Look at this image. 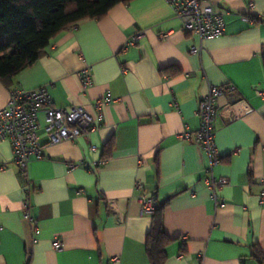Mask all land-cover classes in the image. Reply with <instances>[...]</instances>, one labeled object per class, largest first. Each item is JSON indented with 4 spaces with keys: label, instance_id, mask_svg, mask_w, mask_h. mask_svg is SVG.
Listing matches in <instances>:
<instances>
[{
    "label": "crops",
    "instance_id": "1",
    "mask_svg": "<svg viewBox=\"0 0 264 264\" xmlns=\"http://www.w3.org/2000/svg\"><path fill=\"white\" fill-rule=\"evenodd\" d=\"M204 3L225 13L226 32L205 40L200 53L190 52L200 37L182 29L165 0H132L60 32L35 64L0 78V110L19 86H48L60 107L93 110L96 100L114 98L100 129L50 145L31 161L35 232L23 218L11 144L0 139V264H151L153 215L141 212L138 180L163 206L172 238L165 264H260L254 246L264 253V0ZM140 31V41L126 47ZM87 65L93 82L84 93L78 73ZM229 83L237 91L216 103L222 161L214 172L229 179L218 205L205 180L209 158L194 132L210 84ZM234 99L244 100L238 111L244 103L252 111L235 118ZM185 130L191 139L180 138ZM106 151L107 160L94 165ZM56 237L61 249L53 247Z\"/></svg>",
    "mask_w": 264,
    "mask_h": 264
},
{
    "label": "built area",
    "instance_id": "2",
    "mask_svg": "<svg viewBox=\"0 0 264 264\" xmlns=\"http://www.w3.org/2000/svg\"><path fill=\"white\" fill-rule=\"evenodd\" d=\"M165 1L179 18L182 29L200 37L201 43L193 45L190 50L191 53H200L205 40L218 38L226 32L225 13L215 10L211 4L204 3L205 0ZM143 34L140 31L131 36L126 42V47L136 45ZM168 35V33H161L159 37L164 39ZM78 75L83 85V92L86 93L93 82L92 67L85 66L79 71ZM236 91V85L231 83L226 85L210 84L208 92L200 101L196 112L200 119V126L194 132V135L209 158L205 180L212 199L218 205L223 204L219 198V191L229 184V179L225 176H217L214 172L215 167L222 161L216 142V103L222 95H231ZM113 101L114 98L107 94L93 102V110L83 105L60 107L54 103L46 85L33 89L19 86L12 90L7 104L0 110V139L7 140L11 144L13 160L19 169L24 192L22 202L23 218L33 225L34 232L36 231V225L33 223L36 219L32 213L31 203V195L34 191V183L30 177L31 161L43 158L46 148L50 145L63 141H74L100 129L104 123V107ZM243 102L242 99L232 101L230 109L235 118L252 111V107L247 103H244L243 108L238 111L235 105ZM191 137L192 132L190 130H185L180 134L182 140H189ZM96 148L97 146L92 145L93 150ZM236 151H239V149H236ZM104 162L100 159L94 165L99 166ZM75 165L71 164L72 167H75ZM261 182L264 185V177ZM142 188V181H136L134 190L139 192L138 199L141 212L153 215L157 209L155 197L145 195ZM108 203L110 208L113 209L112 200H109ZM53 247L61 249L63 240L60 237L54 238Z\"/></svg>",
    "mask_w": 264,
    "mask_h": 264
},
{
    "label": "trees",
    "instance_id": "3",
    "mask_svg": "<svg viewBox=\"0 0 264 264\" xmlns=\"http://www.w3.org/2000/svg\"><path fill=\"white\" fill-rule=\"evenodd\" d=\"M132 0H0V78L10 80L35 64L60 32L85 19L101 18L118 3ZM109 149V148H108ZM109 152L104 153L106 161ZM172 241L164 230L163 206L153 214L147 250L151 264H165ZM254 255L264 262L256 244Z\"/></svg>",
    "mask_w": 264,
    "mask_h": 264
}]
</instances>
